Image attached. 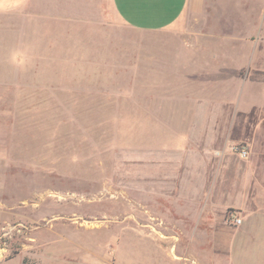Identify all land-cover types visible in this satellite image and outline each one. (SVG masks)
<instances>
[{"label":"rangeland","instance_id":"374dc122","mask_svg":"<svg viewBox=\"0 0 264 264\" xmlns=\"http://www.w3.org/2000/svg\"><path fill=\"white\" fill-rule=\"evenodd\" d=\"M103 2L67 9L73 21H59L56 7L59 20L21 19L0 33V264H188L176 257L185 245L176 253L171 244L180 232L139 205V158L189 129L173 116L186 108L175 99L188 91L177 70L187 47L220 45L240 22L243 33L263 34L264 17L255 23L264 0H189L160 32L129 27ZM260 42L229 48L209 101L235 98L236 70L256 64ZM17 53L26 67L11 62ZM244 88L238 105L262 99L261 87ZM160 197L142 201L157 214Z\"/></svg>","mask_w":264,"mask_h":264},{"label":"crops","instance_id":"0c3cea01","mask_svg":"<svg viewBox=\"0 0 264 264\" xmlns=\"http://www.w3.org/2000/svg\"><path fill=\"white\" fill-rule=\"evenodd\" d=\"M79 2L91 6L105 4L103 0H25L22 7L0 11V33L12 34L21 19L29 23L59 20L54 12L56 7L63 15L59 21H73L69 16L72 13L65 11L76 12ZM110 3L129 27L160 32L181 19L189 0ZM244 7L240 6V11ZM254 9L257 11L252 7L245 14L249 15V22H255L258 16V25L264 17L259 16L263 9L255 18L250 16ZM222 36L224 41L220 45L186 49L185 68L177 70H185L180 75L185 77L188 91L175 99L184 100L186 108L173 116L181 122L189 119L190 126L186 132L173 130L171 143L153 146L148 159L139 158V205L145 214L180 232L171 237L175 239L171 244L176 246V253L179 246L185 245L183 256L176 257L186 258L188 264H264V33H243L240 22L237 32L230 30ZM259 41L262 53L256 64L236 70L235 98L209 101L213 93L209 95L208 91H215L223 83L214 73L226 71V63L232 61L233 51L229 48L250 50ZM243 85L244 89L261 87L262 99L244 107L238 105ZM237 145L249 148L248 159L234 151ZM152 193L161 196L157 214L142 201ZM231 214L239 216L242 224L229 222Z\"/></svg>","mask_w":264,"mask_h":264},{"label":"clouds","instance_id":"9594fccd","mask_svg":"<svg viewBox=\"0 0 264 264\" xmlns=\"http://www.w3.org/2000/svg\"><path fill=\"white\" fill-rule=\"evenodd\" d=\"M25 0H18L17 3H9V0H0V11H7L10 8L22 7ZM11 62L20 68L27 66L29 59L22 53H17L12 56Z\"/></svg>","mask_w":264,"mask_h":264},{"label":"built area","instance_id":"2783aa9c","mask_svg":"<svg viewBox=\"0 0 264 264\" xmlns=\"http://www.w3.org/2000/svg\"><path fill=\"white\" fill-rule=\"evenodd\" d=\"M234 151L239 154L242 159H248L250 156L249 148L246 145H237L234 147ZM229 222L236 225H241L242 219L235 214H231L229 217Z\"/></svg>","mask_w":264,"mask_h":264},{"label":"trees","instance_id":"16d2710c","mask_svg":"<svg viewBox=\"0 0 264 264\" xmlns=\"http://www.w3.org/2000/svg\"><path fill=\"white\" fill-rule=\"evenodd\" d=\"M24 264H27V262H26V261H24Z\"/></svg>","mask_w":264,"mask_h":264}]
</instances>
